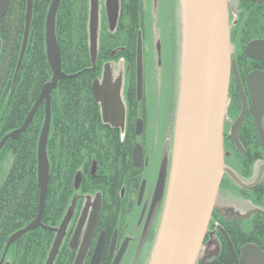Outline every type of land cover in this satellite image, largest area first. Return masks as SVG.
Instances as JSON below:
<instances>
[{
  "label": "flooded vegetation",
  "instance_id": "obj_1",
  "mask_svg": "<svg viewBox=\"0 0 264 264\" xmlns=\"http://www.w3.org/2000/svg\"><path fill=\"white\" fill-rule=\"evenodd\" d=\"M148 1L154 16L147 14V1L141 0L144 16L131 28V18L122 15L120 0H116L112 25L106 0H98L97 31L106 29L117 41L103 51L96 77L98 86L102 87L100 94L105 87L106 94L116 91L118 95L119 105H113L110 114L116 111L110 116L111 122H102L101 102H94L100 121L126 142L125 161L130 169L114 180L112 194L108 190L95 189L79 195L78 208L69 217L64 232L67 247L74 257L84 240L96 196H99L96 224L82 264H89L100 238L99 264H113L118 255L117 264H148L158 233L173 146L182 19L179 17L181 0ZM241 1L237 0L233 7L227 0L231 60L235 71L230 70L222 123L224 171L195 264H244L242 248L248 245L256 246L264 255V250L250 237L264 227V19L259 31L249 32L247 19H239L248 10ZM236 25L238 30H234ZM128 39H132L131 42ZM139 39L142 51L140 90L136 74ZM252 41L259 43L247 49ZM115 54L120 57L106 58ZM106 65L110 78L103 87ZM83 210L78 244L71 250L69 240Z\"/></svg>",
  "mask_w": 264,
  "mask_h": 264
},
{
  "label": "trees",
  "instance_id": "obj_2",
  "mask_svg": "<svg viewBox=\"0 0 264 264\" xmlns=\"http://www.w3.org/2000/svg\"><path fill=\"white\" fill-rule=\"evenodd\" d=\"M120 2L122 15L131 18L132 28L145 13L141 0ZM50 3L51 0L32 2L27 41L16 74L26 0H9L7 11L0 19V139L20 127L42 86L51 78L45 49V20ZM241 3L248 10L239 19H247L249 32L259 31L264 19V0L260 4L245 0ZM101 16L104 17L103 13ZM234 30H238L237 25ZM55 35L61 69L66 77L51 91L46 145L49 180L41 216V223L48 227H59L69 204L78 208V198L83 192L101 189L112 194L116 185L114 180L130 169L125 161L126 142L100 121L92 97V83L99 75L103 51L115 40L106 29L96 32V59L92 69L90 0H60L55 16ZM118 57L120 55L115 54L106 58ZM43 119L42 101L26 129L17 138H8L0 148V264H45L56 235L52 229L37 226L21 234L5 250L8 238L37 214V143ZM92 161L97 166L95 176L90 175ZM77 171L81 172L82 180L76 190L74 177ZM250 237L264 250V227ZM73 258L64 239L53 264H72Z\"/></svg>",
  "mask_w": 264,
  "mask_h": 264
},
{
  "label": "water",
  "instance_id": "obj_3",
  "mask_svg": "<svg viewBox=\"0 0 264 264\" xmlns=\"http://www.w3.org/2000/svg\"><path fill=\"white\" fill-rule=\"evenodd\" d=\"M236 7L237 0H229ZM259 2L261 0H251ZM33 0H26L25 26L17 68L20 65L28 36ZM60 0H51L45 20V49L52 71L20 127L7 133L0 141V148L8 138H17L30 123L38 105L44 102V119L37 145V179L39 186L38 210L35 218L25 227L13 233L5 250L24 232L42 226L55 232L52 247L45 264H53L68 223L66 216L59 227L41 223L45 195L49 180V163L46 145L50 126V93L57 82L66 77L61 69V55L55 35V16ZM98 0H90V54L92 68L96 59V32L98 27ZM9 0H0V19L5 15ZM110 24L116 17V0H106ZM182 52L178 91V108L174 122L173 146L167 190L160 225L148 264H195L204 240L214 198L220 184L223 167L222 123L227 107L228 84L231 68L229 13L227 0H181ZM259 41L247 45L251 49ZM1 47V44H0ZM137 88L142 82V51L140 39L136 50ZM109 68L105 66L104 86L109 80ZM98 80L92 83L95 101L102 106V122L109 123L113 105L119 103L115 92L106 94L105 87L99 93ZM119 105V104H118ZM95 170V162L91 173ZM80 172L74 177V188L80 185ZM96 196L91 218L82 244L77 248L72 264H82L93 233L99 209ZM85 210L69 240V248L75 249L81 231ZM102 250L101 238L97 242L89 264H99ZM119 255L113 261L118 263ZM244 264H263L264 255L254 245L242 248ZM7 264V263H6Z\"/></svg>",
  "mask_w": 264,
  "mask_h": 264
},
{
  "label": "bare ground",
  "instance_id": "obj_4",
  "mask_svg": "<svg viewBox=\"0 0 264 264\" xmlns=\"http://www.w3.org/2000/svg\"><path fill=\"white\" fill-rule=\"evenodd\" d=\"M1 44V43H0ZM1 48V47H0ZM19 67V66H18ZM91 68H92V66H91ZM93 69V68H92ZM17 70H18V68L16 67V71H15V74H16V72H17ZM14 74V75H15ZM96 79V78H95ZM94 79V80H95ZM92 97H93V94H92ZM178 98V97H177ZM50 101H51V93H50ZM44 103V102H43ZM51 104V103H50ZM50 107H51V105H50ZM177 108H178V101L176 102V108H175V114H174V119L176 118V114H177ZM50 119H51V108H50ZM43 124V123H42ZM41 128H42V126H41ZM49 129H50V126H49ZM40 131H41V129H40ZM7 133H9V132H7ZM6 133V134H7ZM6 134H4L2 137H1V139L6 135ZM40 134V133H39ZM49 134V133H48ZM1 139H0V141H1ZM37 145H38V143H37ZM2 147V146H1ZM47 155V154H46ZM93 162H95V161H92V163H91V166H90V175L91 176H95V173H96V169H97V166H96V162H95V170H94V173L92 174L91 173V167H92V164H93ZM37 166H38V163H37ZM77 172H80V171H77ZM80 174H81V172H80ZM76 175V174H75ZM38 177V176H37ZM80 180H82V174H81V178H80ZM81 182V181H80ZM219 187V186H218ZM74 189H76V188H74ZM47 190V189H46ZM77 190V189H76ZM218 190V189H217ZM216 196V195H215ZM215 199V198H214ZM76 208V206H74V204H72V203H70L69 204V206H68V208L66 209V212H65V215H64V218L67 216L68 217V219H69V217L71 216V214L74 212V209ZM63 218V219H64ZM30 223V222H29ZM65 238H64V236H63V239H62V241L64 240ZM61 241V242H62ZM153 251V250H152ZM150 261V260H149Z\"/></svg>",
  "mask_w": 264,
  "mask_h": 264
},
{
  "label": "rangeland",
  "instance_id": "obj_5",
  "mask_svg": "<svg viewBox=\"0 0 264 264\" xmlns=\"http://www.w3.org/2000/svg\"><path fill=\"white\" fill-rule=\"evenodd\" d=\"M147 2H145V6H146V11H147V14L150 16H154V12H153V10L151 11L150 10V7H149V1L148 0H146Z\"/></svg>",
  "mask_w": 264,
  "mask_h": 264
}]
</instances>
